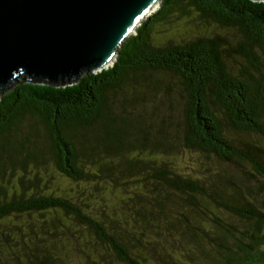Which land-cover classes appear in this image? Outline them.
<instances>
[{"label": "trees", "instance_id": "trees-1", "mask_svg": "<svg viewBox=\"0 0 264 264\" xmlns=\"http://www.w3.org/2000/svg\"><path fill=\"white\" fill-rule=\"evenodd\" d=\"M175 10L233 33L235 44L220 33L156 44L153 28ZM234 57L239 67L228 63ZM151 86L175 93L177 121L140 113ZM128 90L131 107L120 113ZM263 120L264 0H160L108 68L0 94V264L173 262L162 247L154 252L148 231L159 236L170 216H184L179 208L202 211L201 201L264 225V211L235 208L242 195L217 202V190L182 175L169 156L211 155L264 182ZM255 238L264 245V233ZM254 261L264 264V251L245 263Z\"/></svg>", "mask_w": 264, "mask_h": 264}, {"label": "rangeland", "instance_id": "rangeland-1", "mask_svg": "<svg viewBox=\"0 0 264 264\" xmlns=\"http://www.w3.org/2000/svg\"><path fill=\"white\" fill-rule=\"evenodd\" d=\"M154 14V13H153ZM220 33L229 44H235L233 33L226 32L218 27H213L201 19L195 12H181L175 10L168 18L155 25L152 30V39L156 44L165 43L167 39H189L202 36H212ZM233 50L229 54L233 55ZM242 58H229L228 63L233 67H239L237 62ZM232 67V68H233ZM235 69V68H234ZM165 80H170L168 75ZM144 102L138 101V110L148 120H157V115L171 114L174 121L178 120V103L175 93L166 94L161 87L145 88ZM155 91H163L159 95ZM151 94V95H150ZM171 101H169V100ZM131 96L129 90L118 97L116 109L122 112L129 111ZM264 128V120L262 121ZM171 128L174 127L171 125ZM173 131V130H172ZM174 132V131H173ZM247 138L246 134L240 135ZM255 141V137H253ZM175 162V167L184 176L201 178L206 189L217 190V202L230 204L232 198L239 197L240 203L237 210L259 209L264 211V182L249 174L252 169L245 165V172L232 163H222L211 155H205L194 151L177 152L176 148L169 152ZM71 187V186H70ZM202 211H192L189 207L179 208L178 213L169 217L167 229L160 230L152 227L148 232L157 239L154 252L160 253L162 249L170 255L173 262L158 261L157 264H244L251 254L253 258L264 251V245H254L255 236L264 233V225H258L252 220H247L237 214L222 210L214 204L200 202ZM180 220L178 221L177 219ZM217 220L219 225L215 223ZM187 226L193 228V233L184 232ZM153 247V248H154ZM154 252L151 254L154 255ZM149 254V256L151 255ZM248 264V263H245ZM250 264H260L254 261Z\"/></svg>", "mask_w": 264, "mask_h": 264}, {"label": "water", "instance_id": "water-1", "mask_svg": "<svg viewBox=\"0 0 264 264\" xmlns=\"http://www.w3.org/2000/svg\"><path fill=\"white\" fill-rule=\"evenodd\" d=\"M160 0H0V94L24 81L72 84L111 66Z\"/></svg>", "mask_w": 264, "mask_h": 264}]
</instances>
